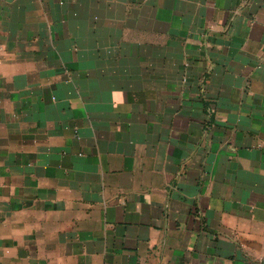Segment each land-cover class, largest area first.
I'll list each match as a JSON object with an SVG mask.
<instances>
[{"label":"crops","instance_id":"obj_1","mask_svg":"<svg viewBox=\"0 0 264 264\" xmlns=\"http://www.w3.org/2000/svg\"><path fill=\"white\" fill-rule=\"evenodd\" d=\"M0 264H264V0H0Z\"/></svg>","mask_w":264,"mask_h":264},{"label":"built area","instance_id":"obj_2","mask_svg":"<svg viewBox=\"0 0 264 264\" xmlns=\"http://www.w3.org/2000/svg\"><path fill=\"white\" fill-rule=\"evenodd\" d=\"M0 52H1V49H0Z\"/></svg>","mask_w":264,"mask_h":264}]
</instances>
